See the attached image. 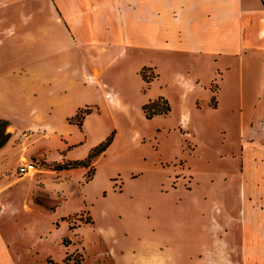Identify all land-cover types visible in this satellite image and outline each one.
<instances>
[{"label": "rangeland", "instance_id": "1", "mask_svg": "<svg viewBox=\"0 0 264 264\" xmlns=\"http://www.w3.org/2000/svg\"><path fill=\"white\" fill-rule=\"evenodd\" d=\"M105 2L0 0V118L11 133L0 148V214H11L16 251H30L29 264H142L137 256L157 250L175 264H199L215 236L211 217L237 211L249 134L264 131L252 123L249 77L241 93L229 88L241 86V67L225 60L227 85L215 76L183 94L177 72L188 77L196 65L209 84L212 69L159 54L143 12L151 0L119 6L129 14L127 34L111 38ZM153 57L164 63L160 72ZM159 97L171 112L147 120L142 106ZM112 136L90 180V168L54 170ZM224 240L231 245V230Z\"/></svg>", "mask_w": 264, "mask_h": 264}, {"label": "crops", "instance_id": "2", "mask_svg": "<svg viewBox=\"0 0 264 264\" xmlns=\"http://www.w3.org/2000/svg\"><path fill=\"white\" fill-rule=\"evenodd\" d=\"M137 2L106 0L104 17L108 28L104 30L110 31L111 38L117 40L127 34L129 14L121 13L119 6L128 11L135 5L137 10ZM151 5V9L145 8L143 12L149 14L150 24L157 33L155 40L159 54L165 58H169L167 54H185L192 63L195 59L202 60V64L212 69L209 84L202 83L196 65L191 66L188 77L177 72L176 80L181 83L183 94L187 88L209 87L215 76L220 77V88L227 85L226 74L230 67L222 64L234 59L241 67V86L229 88L241 93L244 75L249 77L248 92L255 99L252 101V123L264 124V0H151ZM97 32L90 30L89 36ZM109 44L115 46L114 41ZM113 59L111 63H114ZM150 64L156 65L158 70L164 67L163 61L156 57ZM79 72L82 78L90 76V69H79ZM248 140L253 147H244L241 151L244 162L240 168L237 211L221 214L224 221L211 217L210 229L215 236L212 245L201 250L199 264H264V131L250 132ZM10 215L0 214V264H29L30 259L25 257H30V251L26 248L25 254L16 251ZM228 230L232 234L231 245L224 240V232ZM135 261L142 264L176 263L175 257L165 256L158 250L142 253Z\"/></svg>", "mask_w": 264, "mask_h": 264}, {"label": "trees", "instance_id": "3", "mask_svg": "<svg viewBox=\"0 0 264 264\" xmlns=\"http://www.w3.org/2000/svg\"><path fill=\"white\" fill-rule=\"evenodd\" d=\"M142 77L148 83L151 81V78L147 77L143 72H142ZM142 111L143 114L145 115V118L147 120H150L157 115L169 114L171 112V106L167 99H165L164 97H159L158 99L151 101L148 104H144L142 106ZM91 113L92 112L89 108L84 111L79 110L76 114V117H80V116L84 117L85 115H89ZM8 124L9 123L7 120L0 118V148L4 147L11 138V133L6 131ZM112 142H113V136L110 137L106 142L97 146L93 151H91L86 159L67 161L66 163L58 164L57 166L54 167V170L60 172V171L75 170L79 168H90L86 177L87 180H90L94 175V168L92 166V161L94 160V158L104 153L110 147ZM49 262L52 263V261Z\"/></svg>", "mask_w": 264, "mask_h": 264}, {"label": "built area", "instance_id": "4", "mask_svg": "<svg viewBox=\"0 0 264 264\" xmlns=\"http://www.w3.org/2000/svg\"><path fill=\"white\" fill-rule=\"evenodd\" d=\"M35 168L34 164H29L28 166L20 167L19 168V175H25L27 173L28 169Z\"/></svg>", "mask_w": 264, "mask_h": 264}, {"label": "bare ground", "instance_id": "5", "mask_svg": "<svg viewBox=\"0 0 264 264\" xmlns=\"http://www.w3.org/2000/svg\"><path fill=\"white\" fill-rule=\"evenodd\" d=\"M82 74H83V75H86L87 73H82ZM95 78H96V77H95ZM96 80H97V79H96ZM98 80H99V79H98ZM101 83H102V82H101ZM104 85H105V84H104ZM106 88H107V87H106ZM108 88H109V87H108ZM110 91H112V90H110ZM106 92H107V91H106ZM113 94H114V93H113ZM114 96H115V95H114ZM117 96H119V95H117ZM108 97L111 98L112 96H111V97L108 96ZM115 97H116V96H115ZM117 98H118V97H117ZM117 98H116V99H117ZM116 99L113 98L112 100L114 101V100H116ZM118 99H119V98H118ZM116 102H117V101H116Z\"/></svg>", "mask_w": 264, "mask_h": 264}]
</instances>
